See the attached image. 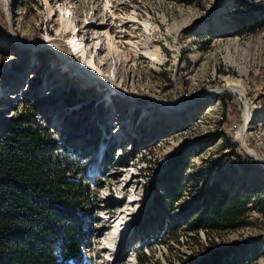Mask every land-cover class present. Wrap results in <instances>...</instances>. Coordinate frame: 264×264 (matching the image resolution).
<instances>
[{
    "label": "rangeland",
    "instance_id": "obj_1",
    "mask_svg": "<svg viewBox=\"0 0 264 264\" xmlns=\"http://www.w3.org/2000/svg\"><path fill=\"white\" fill-rule=\"evenodd\" d=\"M129 2L131 0H9L7 4L6 0H0V128L10 117L33 104L35 108L30 109L35 113V125L47 127L56 143L69 148L70 153L60 146L54 157L70 165L69 175L87 183L92 190V200L83 212L87 235L81 248V264H110L107 263L108 259L114 260L113 264H128L124 257L131 252L128 246L131 241L125 239L128 235L125 223L134 215L132 211L138 209L139 204L132 199H136L141 192L137 182H143L146 175L142 173L140 179L136 169L142 165V159L147 157L155 159L157 174L144 186L145 197L149 193L152 198L148 206L136 215L138 224L132 239L137 244L141 236L145 237L144 244L149 248L150 255H141L142 247H138V260L146 263L147 260L155 259L157 250L163 245V257L168 260L176 261L183 251L188 250L193 254L189 263L200 264L209 253L218 250L219 264H264V170L261 167H264V0H254L255 4H262L261 24L244 30L237 24L231 33H223L220 39L212 37L211 42L214 44L209 51L211 55L199 67L196 75L200 82L206 79L218 85L237 82L245 95L227 88L239 98L242 96L245 103H252L250 99L253 101L255 121L251 127L249 124L239 141V144L245 141L246 153L249 147L257 152L253 157L257 158L255 161L261 169L251 172L241 166L232 153L234 148L229 145L226 136L223 137L218 131L219 109L204 116L200 109H190L180 114L161 112L158 101L165 97L167 88L173 85L178 76V69L170 56L177 49L172 36L175 35L177 45L178 41H184L186 33L179 36L177 32L188 20L181 21L182 15L174 4L168 7V3L162 0H148L149 6L156 12L150 16L155 25L142 20V24L146 21L150 26L146 28L143 24L144 28L139 31L143 30V37L146 30V38L143 37L145 40L138 43L140 46L158 45L161 48L162 61L155 64L149 56L135 55L129 50L127 41H135L136 36H139L134 30L135 23L121 22L109 12L111 10L127 16L122 12L127 11L128 5L124 3ZM86 21L103 23L99 28L109 29L115 40H120L117 45L127 55L124 63L118 67V73L123 75V84L129 94H139L141 97H130L126 93V100L116 105L123 110L134 107L136 114L141 112L138 107L148 109L149 122L146 120L145 125L149 136L155 138L151 144L148 139L142 142L138 153L131 154L134 156L132 159L127 156L122 143H111L109 149L113 151L110 158L100 165L99 170H96L91 157L96 150L93 146L96 145L101 127L93 126L92 122L96 121L99 114L91 112L97 109L102 113L100 109L103 106L100 104L95 108V102L102 97L100 88L103 83L87 84L74 72L64 68L67 58L78 63V58L70 54V29L74 26L77 33L83 35L78 29H82V23L86 24ZM126 23L135 27H129ZM17 39L28 40L33 47H24ZM104 45L102 51L106 54L108 48ZM166 56L169 60L164 63ZM224 61L228 65L225 66ZM109 62L115 63L113 58ZM106 65L107 70L110 64ZM236 95L235 98L232 96L231 101L240 110L238 115H232L234 118L231 117L227 131L232 133V141L241 149L236 136L243 124L240 118L243 105ZM69 100L70 103L67 102ZM103 103L108 105L107 100ZM68 106H72L71 110ZM126 128L124 126L123 132L117 136H113V131L110 140L122 141L129 133ZM143 133L147 135V132ZM169 156L173 161L171 163ZM164 158L166 160L162 163ZM176 164L180 166L178 169L173 166ZM206 178L220 183L221 187L225 181V189L248 198V210L239 218L238 226L233 228H200V233L193 238L183 231L174 233L169 220L175 213H179L183 221L192 220L194 210L188 189L189 186H199ZM176 179L188 202L187 207H182L178 212L165 203L167 196L161 193L167 186L172 187ZM110 210L113 212L107 213ZM120 222H124V225L118 227ZM166 222L169 224L166 225ZM116 245L119 248L115 252ZM130 261H134L133 254H130Z\"/></svg>",
    "mask_w": 264,
    "mask_h": 264
},
{
    "label": "trees",
    "instance_id": "obj_2",
    "mask_svg": "<svg viewBox=\"0 0 264 264\" xmlns=\"http://www.w3.org/2000/svg\"><path fill=\"white\" fill-rule=\"evenodd\" d=\"M236 22L244 30L260 25L262 20L246 12ZM227 100L224 115L230 122L240 109L230 95ZM29 106L0 128V264H81V246L87 235L83 212L92 200V190L69 175L70 165L54 157L60 146L66 152L69 148L56 143L47 127L35 125V113L30 109L35 106ZM225 136L245 170L261 169L230 136ZM179 195L177 191L173 198ZM196 197L201 205L192 204L198 213L189 222L192 230L201 226L211 230L236 227L250 203L207 178ZM219 253L213 250L200 264H219Z\"/></svg>",
    "mask_w": 264,
    "mask_h": 264
},
{
    "label": "built area",
    "instance_id": "obj_3",
    "mask_svg": "<svg viewBox=\"0 0 264 264\" xmlns=\"http://www.w3.org/2000/svg\"><path fill=\"white\" fill-rule=\"evenodd\" d=\"M162 1L168 3V7H172L174 4V6L180 11V14L182 15L183 19L181 21L188 20V22L183 24L177 32V35L179 36L180 35L182 36L184 35V33H186L184 35L185 40L182 42L178 41V50L177 49L173 50L174 53L170 55L172 57L171 60L172 63H174V65L178 69V76L177 79H174L173 85L167 88L165 97H163L162 99H160V101H158V103L161 105V112L180 114L187 112L190 109L193 110L200 109L202 116H204L205 114H211L212 111L219 109L221 113L219 115V125L217 127L218 131L222 133L223 137L225 135L231 137L232 133L231 132L228 133L227 131V129H229L230 127L231 122L229 123L227 122L226 124L225 115L223 112H224V104L228 101L227 96L230 95L232 97L236 94L232 90L227 88V82L225 84L221 83L219 85L211 83L210 82L211 80L208 79H206V81L200 82L197 80L196 75L199 71V67L205 62L206 58L211 55L209 51L211 50L212 45L214 44L213 42H211L212 40L211 38L214 37L213 39H215L217 36L220 39L223 33H227V32L231 33V31L234 29V26L237 25V22H235L234 19H236L241 15H244L246 12H248L250 17L260 18L262 20V8H261L262 4L261 5L255 4L254 0H162ZM146 2L147 3H144V0H131L129 4L124 3V5L126 4L128 5V7H127V11L122 13L124 15L126 14H131L132 16L135 15V17L137 18L136 19L137 22H134L136 28L132 27V25H130L129 23H126L127 26L134 28V30H136L137 33L139 34V36L138 35L136 36L137 37L135 39L136 42H142L145 40L143 37L146 36L145 35L146 30L144 29L145 32L143 33V37L141 36V32H143V30L139 31L144 28L142 24V20H146L151 24L155 25L153 18H151L150 16L151 14L155 15L156 12L149 6L148 0ZM120 35L122 36L123 34ZM215 40H218V38ZM167 60H169V58L166 56L164 63ZM223 63L225 66L228 65L225 64V61ZM122 88L123 90H116V91L111 89L108 90L107 88H105L103 89V91H100L102 97L96 100L95 108L101 104L103 106L100 109L102 113L99 112V110L97 109H94L93 112H91V113L99 114L96 121L92 122L93 126L101 127V129H99L100 130V132L98 133L99 135L97 136L98 139L96 145L93 146L95 147L94 149L96 150H94V155L91 157V159L94 161L93 163L96 165V170H99L100 165L108 161V159L110 158V155L113 151L109 149L111 143L114 144L122 143L125 146V152L127 153V156H129L130 159H132L134 156L131 154L133 152L137 154L138 151L140 150V147L142 146V142H146V139H148L149 144L155 142V138L149 136L148 133L149 131H147L148 128L145 125L146 120L150 115L148 109L144 108L143 106L138 107L141 110V112L136 114V112L134 111L135 109L134 107L132 108L129 107V109L125 108L123 110L119 108L118 105H116L119 103V101L126 100L125 98L127 96L141 97V95L139 94H133V93L129 94L128 90L125 89L126 88L125 83ZM126 93L128 94L127 96ZM105 95H108L111 99L109 105H105L103 103V98ZM236 96L243 105V110L241 112L240 118L242 119V123H243L242 125H244L243 112L246 107V104L244 105V103L240 100L239 96L238 95ZM248 98L250 99L249 96ZM250 101L253 103L251 99ZM168 103H175L176 107L170 108ZM111 106L113 107L112 110L110 109ZM68 108L69 110H71L72 106L71 107L68 106ZM254 110H255V106H254ZM111 112L112 114H110ZM118 119L128 122L125 124V126L127 127L126 128L127 133L129 132L131 134L128 133L122 141L113 142L112 140H110V136H112L111 134L113 131H117L115 127V123L118 121ZM147 122L149 121L147 120ZM109 123H111L110 126ZM233 125L234 127L237 126L236 124ZM143 132H147V135H144ZM236 137L239 145L240 137L238 139V132ZM118 138L120 139V136ZM100 144L104 145V149L101 151H100ZM166 158L163 159L162 163L165 162ZM168 158L170 163L173 162L170 159V156ZM173 166L175 169H178V167H180L179 164ZM155 169H156L155 159H150L149 157H147L145 160L142 159V165L138 166L136 169V171L138 172V177L140 179L142 178L141 177L142 173L146 175V178L143 182L142 181L137 182V187L139 186L141 192L139 193L136 199H132L137 201V204H139V206L138 209L132 211L134 215L132 214V217H130L129 224L127 226L128 235L125 239L128 238L129 242L131 241L128 245L131 248L130 249L131 252L129 251L128 254L124 257V259L126 258L128 264L131 263L148 264V262L150 264H188L190 260L193 258L192 251H188V250L183 251L180 254L181 257L179 256V258L176 261H174V259L168 260L166 257L165 258L163 257V253H162V250L164 252V249L162 247L163 245H161V248L157 250L155 254L156 258L155 259L152 258L153 260L152 259L147 260L146 263L142 262L144 260L141 259L138 260V256L136 255V253L138 252L137 250L138 247H142L141 250L143 251V253H141V255H145V254L150 255L148 251L149 248L147 247V245L144 244L145 237L141 236V238L138 239L137 244H134L135 241H133L132 238H133V234H135V230L137 229L136 225L138 224L137 222L138 219L136 215L138 214V212L144 210L146 206H148V203L152 198L151 197L152 195L149 193H146L147 197H145L144 186H147L146 184L148 183V181L153 180L155 174H157V172L155 173ZM150 172L152 173L151 175ZM178 181L179 180L176 179L173 182L172 187L167 186L166 189L163 190V192H161L168 197V198L166 197L165 203L169 207H174V210L176 211L182 209V207H185L186 204L188 203V202L186 203L185 201L186 197L180 191L181 186L179 185ZM224 185H225V181L223 184V188ZM201 187H202L201 182L200 185L197 187L189 186L188 190H190L189 193H191L192 195V199H190V201H192L193 206L201 205V202H198L196 197V194L198 190L201 189ZM177 191H180V195L174 199L173 195ZM146 199L149 200L146 201ZM142 204L145 206H143ZM111 212H113V210L107 211V213L110 214ZM197 216L198 213H194L193 218ZM169 221L171 222L170 224L168 223ZM169 221L166 222V225L169 224L173 226L174 233L175 231H177L176 233H181V231H183L186 232L187 236H189L190 238L197 237V233H200L199 229L205 228L204 226H201L198 230L189 229L188 225L190 220L187 219V221H183L179 213H175L174 217ZM86 228L87 227L85 223L84 230ZM130 254H133L134 256V261L132 262L130 261ZM107 263L113 264L114 260L108 259Z\"/></svg>",
    "mask_w": 264,
    "mask_h": 264
},
{
    "label": "bare ground",
    "instance_id": "obj_4",
    "mask_svg": "<svg viewBox=\"0 0 264 264\" xmlns=\"http://www.w3.org/2000/svg\"><path fill=\"white\" fill-rule=\"evenodd\" d=\"M6 1L8 4L9 0H6ZM109 12H111L112 17L117 18L121 22L126 21L129 23H134L136 22V19H137L135 15L132 16L131 14H128L127 16H123L121 14L113 13L111 10H109ZM143 24L145 25L146 28L150 26V24L146 21H143ZM100 25H103V23L95 24L92 21H88V22L86 21V24H85L83 22L81 26L82 29H78V32L79 31L83 32V35H80L79 33H77L74 26L70 29L71 30L70 39H69V44H71L70 54H71V57L76 56L78 58V63L75 64V62L71 61V58L66 57L67 59L64 60L66 63L64 68L65 70H71L72 72H74V74L77 75L79 79H82L87 84L96 85L97 83L99 84L101 82L103 83L102 86H104L108 90L109 89L115 90V91L123 90L122 87L124 86L123 84L124 79L122 77L123 75L121 76L118 73V67L124 63L123 61L126 59L127 53L124 49L120 48L117 45V42H119L120 40H115L116 38H114L110 30L103 29V28L101 29L99 28ZM172 38H173L172 40H174V47L178 49L175 35L172 36ZM16 41L24 47H29L27 45H30V47H33V44L30 43L28 40L25 41L23 39H17ZM127 42L130 45L129 50H131L135 55L145 54L149 56L150 59H152V61L155 62V64L160 63L162 61V51L158 45L149 47V46H140L138 42L133 41V40H128ZM103 44H105L106 47L108 48V51L105 52L106 54H103L104 52L102 51ZM87 47H89L90 49ZM142 47L143 49H141ZM112 58L115 61L114 64L112 62H111L112 64L109 62V59L112 60ZM67 63L70 64L71 67L68 68ZM106 64H110L107 70L105 69V67H107ZM227 86L233 91H235L236 93H239L240 95L242 94L245 95L243 88L237 82H228ZM104 87L100 88V91H103V89H105ZM17 89H20V88L18 87ZM14 96L15 94L11 95L9 99L13 98ZM240 98L242 102L244 103V105L246 104V107L243 112L244 125H242L240 129L238 130V139L240 137V140H241L242 137L244 136V131L248 128L249 124L251 127V124L254 123L255 120H254V113H253L254 108H253L252 103L250 102L245 103L243 101L242 96H240ZM103 99H104L103 101L107 100L108 105L111 102V99L108 95H105ZM168 105L170 106V108L176 107L175 103H168ZM110 109L112 110V106ZM110 114H112V112ZM124 124L125 122L123 121H117L115 123V126L117 127L118 131H115L116 134L114 132L113 136H117L123 132L122 128L125 126ZM103 149H104V145L100 144V151ZM247 153H249L252 156L257 155L256 150L250 147L248 148ZM120 214H122V212ZM116 220L117 219H115L113 222H115ZM128 224L129 222L125 223L126 232L128 231L127 230ZM123 225H124V222H120L118 224V227H121ZM120 233H122V231ZM118 248L119 246L116 245L114 249L115 252L118 250Z\"/></svg>",
    "mask_w": 264,
    "mask_h": 264
},
{
    "label": "water",
    "instance_id": "obj_5",
    "mask_svg": "<svg viewBox=\"0 0 264 264\" xmlns=\"http://www.w3.org/2000/svg\"><path fill=\"white\" fill-rule=\"evenodd\" d=\"M240 148L245 152L244 148L246 149L247 146H245V142L242 141L240 144H239ZM246 153V152H245ZM249 157L253 158V159H256L255 157L251 156L250 154L246 153ZM262 169L264 170V167L261 166Z\"/></svg>",
    "mask_w": 264,
    "mask_h": 264
}]
</instances>
